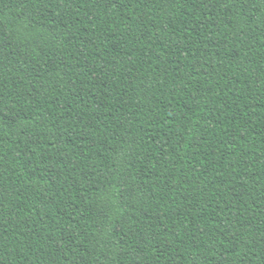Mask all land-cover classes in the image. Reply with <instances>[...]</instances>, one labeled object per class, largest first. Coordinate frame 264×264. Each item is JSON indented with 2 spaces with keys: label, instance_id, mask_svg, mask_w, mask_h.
I'll return each instance as SVG.
<instances>
[{
  "label": "trees",
  "instance_id": "16d2710c",
  "mask_svg": "<svg viewBox=\"0 0 264 264\" xmlns=\"http://www.w3.org/2000/svg\"><path fill=\"white\" fill-rule=\"evenodd\" d=\"M0 264H264V0H0Z\"/></svg>",
  "mask_w": 264,
  "mask_h": 264
}]
</instances>
